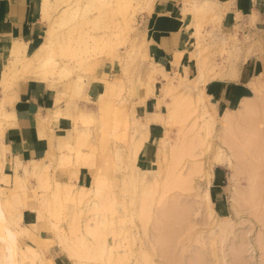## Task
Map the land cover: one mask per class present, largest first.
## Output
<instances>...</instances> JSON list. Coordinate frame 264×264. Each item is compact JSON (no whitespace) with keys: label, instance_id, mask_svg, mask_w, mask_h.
Wrapping results in <instances>:
<instances>
[{"label":"rangeland","instance_id":"1","mask_svg":"<svg viewBox=\"0 0 264 264\" xmlns=\"http://www.w3.org/2000/svg\"><path fill=\"white\" fill-rule=\"evenodd\" d=\"M149 2L41 3L44 29L29 46L35 50L52 37L41 70L53 80L64 111L58 108L49 120L64 118L71 126L61 133L51 129L49 150L28 164L31 171L49 165L41 181V171L17 174L22 157L7 159L1 142L12 118L0 113L3 209L18 212L4 201L18 193L23 216L13 218L15 226L26 231L38 225V239L23 232L18 238V252H38L24 264H76L64 242L85 234L87 226L101 231V252L119 247L111 259L121 260L116 264H264V0H249L246 12L231 18V10H218L214 0H188L191 60L173 66L150 60L147 19L156 0ZM10 50H3L11 59L0 82L5 110L24 84H47L31 83L26 76L37 73L26 69L31 57L15 61ZM180 57L177 52L174 64ZM233 87L239 96L230 95ZM227 116L245 122L230 129L236 130L232 140L257 130L254 152H244L242 160L222 140ZM160 207L182 209L175 229L173 217L159 232Z\"/></svg>","mask_w":264,"mask_h":264},{"label":"crops","instance_id":"2","mask_svg":"<svg viewBox=\"0 0 264 264\" xmlns=\"http://www.w3.org/2000/svg\"><path fill=\"white\" fill-rule=\"evenodd\" d=\"M187 1L156 0L153 15L147 19L148 25L152 27L150 60L172 66L179 63L182 65L184 58L188 59L186 62L191 60L188 53L190 39L187 35V22L184 21V19L190 20L189 14L184 10ZM214 2L218 10L228 7L231 10L228 18H231L240 13L244 14L249 0H214ZM41 3L42 0H0V82L4 76L5 64L11 59L10 56L4 57L3 50H9L13 45L11 42L15 40L31 44L44 29L41 20ZM252 16L254 15L249 19ZM177 52H182V57L177 64H174L176 62L174 56ZM239 93L241 91L238 87H233L230 95L235 97L239 96ZM227 95L225 100L230 98ZM14 97L17 99L15 106L17 114L2 135L3 143L7 147L6 157L8 160L16 156L24 160L42 159L45 150L49 148L51 129L61 133L71 125L64 118L47 120L43 123L35 120L31 115L39 112L46 115L58 108L63 113L62 101L57 102L58 91L47 84L40 86L27 83L14 93ZM22 158L18 161L23 160Z\"/></svg>","mask_w":264,"mask_h":264},{"label":"bare ground","instance_id":"3","mask_svg":"<svg viewBox=\"0 0 264 264\" xmlns=\"http://www.w3.org/2000/svg\"><path fill=\"white\" fill-rule=\"evenodd\" d=\"M46 1L47 0H42V4L44 3L46 5ZM146 1H148V3L150 4V2H149L150 0H146ZM195 7L196 6L194 4L192 9H194ZM184 10H185L186 13H188L190 11V7L185 6ZM52 34L53 33L50 32V34H49L50 36L48 35V37H51ZM46 35H47V33H46ZM51 38H46L47 40L46 41L44 40L45 42L43 41V43L35 50H30V46L27 43H25L24 41H22V40H15V41L13 40L14 42H11V43H13V45L10 46L9 49L11 48L10 51L12 52V55L17 56L15 61H21V58H19V56L20 57H25L26 59H27V56H29V58L31 57L29 60L27 59L28 60V65H27L26 69H30L33 72L37 70V73L35 72V74H33V76H31V75L26 76L28 80H31L32 82H34L36 80H40V82L50 84L51 87H52V86H54V84H52L53 80L51 81L50 78L47 76V73L44 72L43 69L41 70V68L44 67V62L46 60L45 59V54L51 48V44L53 43V40ZM11 61H13V59ZM38 70H39V72H38ZM29 71H28V73H29ZM4 91H6V90L4 89ZM16 101L17 100L14 99V100H12L10 102V109H8V110L4 109V107H3L4 105H2V102L0 101V113H2L3 117L15 119V116L17 114L16 110H15ZM245 108L246 109H250V106H244L243 109H245ZM49 114H51V113H47L46 115H42L39 112V113H36L35 115H31V116L35 120H38V121L44 123V122H46L47 120L50 119L51 116H49ZM55 118H56V116H55ZM22 120H24V119H22ZM241 121H242V119H239L238 117H235V116L229 117V116H227L225 118V121H224V124H225L224 130L226 129V131H228V133L224 132V133H227V134H224V137L222 136L223 137L222 140L231 149H233L236 158L239 159V160H242L244 158V155H245L244 152H246V153H248V152L250 153V151L254 152L253 151V149H254L253 145L254 144L252 142L253 141L252 139L254 138V140H255L258 137L257 130L254 131V129H256L257 126H254L255 128L253 127L254 128L253 129L254 133L252 132V135H251V133H247L246 132L247 129H243L244 128L243 127V128H241V130L242 129H243L242 131L245 130L246 134H248V135L247 136H242L244 134L242 132V135L239 134L242 137L241 139L232 140L230 138V133H231L230 131H233V130H230V129L234 128L235 126L237 127V125L239 123L240 124L242 123L241 124V126H242L245 122H241ZM258 128H260V127H258ZM235 129H237V128H235ZM237 130L240 131L239 128ZM235 132H236V130L234 131V133ZM234 133L233 134L231 133V134L234 135ZM237 136H238V134H237ZM240 136H238V137H240ZM232 137H233V139H235L234 138L235 135L232 136ZM1 147L3 148V150H7V147L3 143V141L1 142ZM252 147H253V149H252ZM252 152H251V154H253ZM50 154H51V148H50V151H48V153L46 155V157H48L49 160H51V158H52V157H50L51 156ZM2 159L3 158L0 159V173L2 172ZM38 162H39V160H36V159L17 161V163L16 164L14 163V164L17 166V168H21V171L20 170L17 171V174L18 175L21 174V175H23V177H29L31 174L40 173V171H41L39 177L41 178V181H43L44 179H42V178L46 176L45 172H47V169H48L49 165H47L46 167H44L40 171L37 170V169L35 170V168H34L33 171H31L28 168V164H37ZM25 164H27V165H25ZM236 169H237L236 173H238L239 171L241 172L242 168L241 167H237ZM173 178L174 177H172L171 180H173ZM171 180H170V182L175 181V180H173V181H171ZM101 184H102V181L101 180L98 181L96 186H95V188L93 189V194L95 196H99L100 195L99 191H100ZM14 187H15L16 191H17V189L21 190L20 189V188H22L21 181L17 182ZM1 190H6V188L0 186V264H24L23 261L25 259H27V260L30 259V260L34 261L35 259H37V255L36 254L38 252H35L33 249H28L27 251L23 250L21 252H18L17 243H18V240L20 238L22 239V237H23L21 235L22 232L25 235L29 236L31 239H36L37 237L35 235V231L38 230V228H37L38 225L35 222H33L30 225V228H26V231H24V230L22 231V229H20L17 226H15V221L13 220V218L15 217L19 221V220L22 219V216H23L22 211H21V201L19 199L18 193H13L12 192L11 195L5 196V200L4 201L6 203L10 204L12 209L15 208V211L18 209L17 210L18 212H14V210H13V212L10 211L9 215H7V212L3 209V202H2V200H3L2 198L3 197H1ZM65 192L69 195L72 191H71V189L69 187L66 186L65 187ZM85 196H87L85 193H81L80 194L81 198H84ZM207 198L209 200V197H207ZM162 200H160V201H162ZM174 200L177 202L176 199H174ZM248 202H249V200H248ZM162 203H163V201H162ZM164 203H165V200H164ZM171 205H172V203H171ZM143 207H146V205L143 204ZM177 207H178V205H177ZM177 207H175V208H177ZM168 208H164L166 210L161 208L163 213H161L162 211L160 210V212H158L157 215H155L156 218L154 217L156 219L155 222L158 225H160L159 226V232H160V230H164L165 228L169 227V226H167L168 225L167 222L170 221L174 216L175 217L177 216L176 219H178L179 217L181 218V216H182V215L180 216L179 214H177V213H181L180 211H178L181 208H179L178 210L176 209L177 211L174 210L175 209L174 207H172V210H171V207H170V210ZM30 209L35 211L34 205L31 204L30 205ZM181 211H182V209H181ZM39 215H38V219L40 217ZM175 217L173 218V221H170L171 223H169V225L172 224V225H170V227L172 226V229H175V227H174L175 224H173L175 222V220H176ZM165 224H167V225H165ZM161 225H165L166 227L165 226L161 227ZM160 227L163 228V229H160ZM174 232L175 231H173V233ZM99 235H101V231L97 230L96 227L87 226L86 230H85V234H80V233L75 234L74 241H72L71 243L67 244L66 243L67 240H65L64 245L69 250V256L72 259H76V262H77V263L75 262L76 264H91V261H98V262H100V264H113V263L116 264L117 262L119 263V261H121V260L117 261V259H115L116 262H114V261L112 262L111 261L112 256H113L114 251H115L114 249H118L119 248L118 246H116L118 248H116L114 246L113 249H109L105 253L101 252L99 250V246L102 245L101 242H97L96 241ZM158 237H159V241H161V242H162V240L164 241V237H163V239H162V236L160 237L158 235ZM158 237H157V239H158ZM155 238H156V236H155ZM115 253H117V251ZM117 254H119V253H117ZM174 260H175V258L172 260L173 263H174ZM175 262L178 263L179 260L178 261L175 260ZM121 263L122 262H120V264Z\"/></svg>","mask_w":264,"mask_h":264}]
</instances>
